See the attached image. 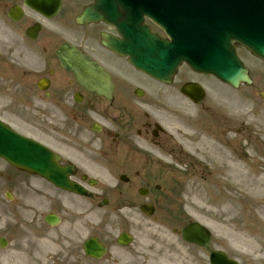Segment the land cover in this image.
I'll return each instance as SVG.
<instances>
[{
  "label": "flooded vegetation",
  "instance_id": "1",
  "mask_svg": "<svg viewBox=\"0 0 264 264\" xmlns=\"http://www.w3.org/2000/svg\"><path fill=\"white\" fill-rule=\"evenodd\" d=\"M78 1L71 0L73 5H82L83 1ZM14 7H18L23 14L17 24L23 25L25 30L45 21L29 10L25 0H0V18L12 22L9 13ZM71 11L66 14L69 21L73 20ZM43 32L44 28L41 27L35 33L36 39L31 42L30 52L24 55L31 64L44 66L45 73L51 79L48 96L41 95L38 130L43 134L44 144L60 156V164L73 167V173H67L68 180L85 193L80 195L65 191L37 175L19 173L12 168L0 173V179L5 181L8 191L21 193V209L28 216L20 236L27 254L23 250L18 253L25 255V258L46 260L57 256L68 262H77L87 259L83 246L92 230L93 213L122 212L128 208H141L145 203L134 204L136 197L124 195L122 184L117 182L120 177L127 175L126 184L130 185L131 181L148 178L156 172L136 146L139 141L131 135L138 122L134 115L140 98L133 91V82L118 75L125 68L124 62L100 46L92 47L97 55L96 62L112 75L115 84L113 97L107 100L95 92L87 91L71 74L59 67L50 49L52 47L42 45L46 42ZM51 66L55 67L54 75ZM220 123V117L213 116L211 127L217 129ZM144 131L154 135L151 124H144ZM162 132H155L154 142L162 137ZM141 133L138 132L139 135ZM94 180L98 182L94 183ZM162 190L158 188L157 193ZM156 194H152V198L156 199L154 211H161L163 206L171 208L177 202L172 196ZM8 213V219L14 222V211ZM51 214L60 219L56 226L46 222V217ZM11 227L12 224L8 228V237L12 236ZM159 247L164 248L163 245ZM182 261L183 264H207L204 249L189 244L185 245L182 252Z\"/></svg>",
  "mask_w": 264,
  "mask_h": 264
},
{
  "label": "rangeland",
  "instance_id": "2",
  "mask_svg": "<svg viewBox=\"0 0 264 264\" xmlns=\"http://www.w3.org/2000/svg\"><path fill=\"white\" fill-rule=\"evenodd\" d=\"M3 51H8L7 45L0 46V52ZM245 60L250 68V71L254 75V87L248 88L246 86H242L238 90H233L232 95V90L228 89L223 84H219L215 80L210 79L209 84L212 87H216L220 91H226L224 93L227 95L225 97L222 96L224 101L222 103L223 106L221 107V112L223 116L228 115L229 113H233V155L235 156L238 165L241 164L243 169H246L247 172L249 169L252 177L259 179L262 182L264 188V122H257L259 118L264 121V102L256 95L257 91L261 89L264 90V87L262 85L264 72L258 73V69L264 70V66L256 60H254V62H251L250 58H245ZM255 65H257V67ZM10 66L12 68H8V71H11L12 69L14 73L22 69V67L18 66L17 64ZM204 83L206 82L204 81ZM232 103L233 107L231 106ZM206 106H208V104ZM195 109L188 110L193 114L194 119L195 116L198 115L201 108L199 109V111ZM160 118L161 122L164 124L165 120L162 117ZM165 119L168 118L165 117ZM253 119H256V121ZM193 124L194 123L191 121L190 127L193 128ZM241 128L243 130L241 134L238 135L237 130ZM168 136L172 139L169 134ZM215 143L221 146L219 147L221 150L227 147V142L225 141H215ZM250 143H256L253 148V152L248 149V147L243 146ZM167 146H170V150H175L177 158L175 159V161L181 163L185 162L183 166H187L186 169H177L176 172H178V174L175 177L171 176L172 180L178 183L182 181L183 185H185L188 180H190L191 182L194 179L200 180L202 183L203 178L210 175V172L208 170L213 165L207 164L205 167L199 165L192 155H188L185 150L182 151L181 145L176 141L175 138L171 143L167 144ZM157 153L159 156L166 158L163 161V158L161 159L160 157V159H158L157 157L153 156L156 158V161L159 162L163 167L173 166L172 159L164 157L165 155L163 154V152L161 153V151H158ZM175 168L179 167L175 166ZM157 182L160 181L157 180ZM193 182H195V180ZM146 183L147 182H137V186L135 187V189L150 184L149 182L147 184ZM233 186V196L243 199L241 204H237V211L233 212V223L232 214L226 215L228 210L224 214L220 212V209H216L214 213L208 212L206 211V209L201 208L197 204L190 203V201H192L191 196H189L188 200V204L190 206L189 210L188 208H185L184 213H188L187 215L191 221L197 220L198 222H202L203 224H208V227L213 233L214 242L219 244L222 249L231 252L233 254V257L237 258L242 264H258V261L252 260L255 257L250 253H252V249L256 253H264V191L251 193L244 190L240 185L238 186L237 184H233ZM215 197L216 196H213L214 199ZM248 199L253 200L255 206L257 205L258 207L255 208L254 206L252 210V208H250L249 206ZM242 207L244 209L248 208L252 212V215L248 220L246 219L245 215H243ZM238 218L239 226L237 227L236 225H234V222ZM217 224L218 226H216ZM221 224H227L230 228H233V230L239 231L240 234L245 237L248 244H239L235 240H233L232 244L230 242L231 240L229 239L230 237H226L225 234L220 230ZM137 245L138 243L129 250H115L117 253L114 255H110L108 257V260H105L104 262H93L92 264H148L147 262H143L141 259H137L138 256L135 255V253L137 252ZM2 264L5 263L3 262Z\"/></svg>",
  "mask_w": 264,
  "mask_h": 264
},
{
  "label": "bare ground",
  "instance_id": "3",
  "mask_svg": "<svg viewBox=\"0 0 264 264\" xmlns=\"http://www.w3.org/2000/svg\"><path fill=\"white\" fill-rule=\"evenodd\" d=\"M213 97L216 101H219L220 99L218 94H214ZM231 106L233 107V103ZM158 108L161 109L163 116L168 118L167 123L169 129L177 131V129L181 130L186 127L181 121H179L176 116L179 114L175 110L171 109V111H165L162 106H158ZM184 133L187 134V132ZM197 135H199V133ZM197 135L191 133V137H193L192 144L187 145L184 140L183 143L189 151L201 159L203 155L207 154L208 145L203 146V142H205L204 138L198 139ZM208 155L214 164L213 169L209 170L210 172H214L213 177H210L201 184H191L190 187H188V192L191 194L193 201L208 212H215L216 209H220V212L224 214L228 210L226 215L232 214L233 222V212L237 211V204H241L243 201L242 198L240 199L239 197L233 196V184L240 185L244 190L251 193H256L264 191L262 182L259 179L252 177L250 170L247 172L246 169H243L241 164L238 165L235 156H232L228 151H223L215 147L214 150H211L210 153H208ZM214 193H218L215 199L213 198ZM248 201L250 208L253 210L255 206L254 201L251 199H248ZM256 207L258 206L256 205L255 208ZM242 211L247 217L251 216L250 209L245 210L242 207ZM238 222L239 218L234 222V225L237 227L239 226ZM220 227V230L225 236L230 237L229 239L231 242L235 240L239 244H248L245 237L242 236L239 231L233 230V228H230L227 224H221Z\"/></svg>",
  "mask_w": 264,
  "mask_h": 264
},
{
  "label": "water",
  "instance_id": "4",
  "mask_svg": "<svg viewBox=\"0 0 264 264\" xmlns=\"http://www.w3.org/2000/svg\"><path fill=\"white\" fill-rule=\"evenodd\" d=\"M117 2L119 1H115V3ZM111 17L114 18L113 13L111 14ZM109 21L119 26L118 20H111V18H109ZM239 38L243 39V37H239ZM178 57L182 58L181 56H178ZM81 62H86V61L82 59ZM66 63L69 69H76L73 71L75 72L77 79L79 80L82 79L83 81L86 79L87 77L86 75L81 76L80 73L82 72V70L79 69L80 67L77 66L78 64H76L75 62H70V61H66ZM234 64L235 65L233 66V71L231 73H226L222 75L218 74V75L220 76L221 79H223L224 81H227L228 83H231L233 86L236 87L239 85L241 81L246 79V70L243 67H241L238 63L234 62ZM145 68L151 71H154L155 69L154 62L152 61L150 63L145 64ZM2 129L3 127L0 126V142H3L0 144V154L9 157L13 161L23 163V164H27L28 160L33 159L34 155L31 153H28L29 152L28 145L25 143L26 142L25 140L21 139L15 134H10L9 137H5L3 136Z\"/></svg>",
  "mask_w": 264,
  "mask_h": 264
}]
</instances>
